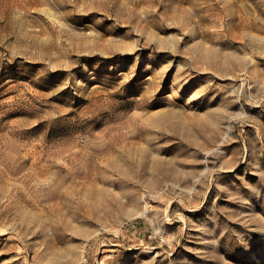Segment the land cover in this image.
<instances>
[{
  "label": "rangeland",
  "instance_id": "374dc122",
  "mask_svg": "<svg viewBox=\"0 0 264 264\" xmlns=\"http://www.w3.org/2000/svg\"><path fill=\"white\" fill-rule=\"evenodd\" d=\"M0 264H264V0H0Z\"/></svg>",
  "mask_w": 264,
  "mask_h": 264
},
{
  "label": "bare ground",
  "instance_id": "6f19581e",
  "mask_svg": "<svg viewBox=\"0 0 264 264\" xmlns=\"http://www.w3.org/2000/svg\"><path fill=\"white\" fill-rule=\"evenodd\" d=\"M70 174H72L71 172H70V170L67 172V174H65V175H63V176H61V177H59V179L57 180V182H56V185L57 184H63V183H65V182H67L68 181V178L70 177ZM52 191H51V194H52V196H55L56 195V192H55V188L54 189H51Z\"/></svg>",
  "mask_w": 264,
  "mask_h": 264
}]
</instances>
